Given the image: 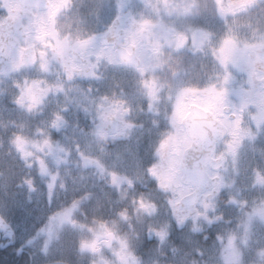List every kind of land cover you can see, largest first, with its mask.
<instances>
[{"label": "clouds", "instance_id": "9594fccd", "mask_svg": "<svg viewBox=\"0 0 264 264\" xmlns=\"http://www.w3.org/2000/svg\"><path fill=\"white\" fill-rule=\"evenodd\" d=\"M0 264H264V0H0Z\"/></svg>", "mask_w": 264, "mask_h": 264}]
</instances>
